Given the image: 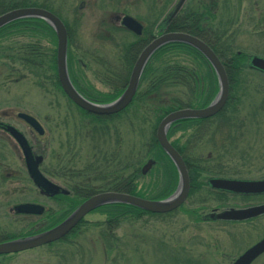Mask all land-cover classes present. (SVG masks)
<instances>
[{
    "label": "flooded vegetation",
    "instance_id": "1",
    "mask_svg": "<svg viewBox=\"0 0 264 264\" xmlns=\"http://www.w3.org/2000/svg\"><path fill=\"white\" fill-rule=\"evenodd\" d=\"M76 1H79L78 9L80 11L77 13L79 15L82 13L81 10L88 9V7L90 8V6L95 5L97 1H102L104 3L103 0ZM180 1L181 0H112L116 7H114V12L110 15L107 23L102 25L98 40L106 44L105 47L110 45L112 51L116 50V55H114L115 53L113 55L114 57L116 56L117 63H112L110 58H107V55H112L110 54L112 51L110 50L107 52L105 47L84 48L81 44L80 46L78 45L79 40L81 41V38L79 37V15L70 10L72 21L69 22L65 16L56 10V0H35L34 5L23 7L43 8L54 13L61 19L67 31V63L70 79L77 90L84 96L92 101L99 102L98 98L92 95L95 94L96 91L91 93V91H88V88L98 87L96 82L103 87L111 88L112 83L108 84L106 80L108 77L114 78V84H121V81L125 76V74L121 72V69L122 67L127 68L126 57H131L133 64L129 67L130 74L128 75L126 82L127 86L134 65L143 49L153 39L164 33L184 32L203 40L219 57L228 77V67L224 63L225 60L221 58L220 54L217 53L214 47L208 42V39L216 40L217 38H222L225 41L231 39L234 32L232 29L233 13L225 14L226 20H224V15L222 13L223 8L221 7L226 0H184L180 8H177ZM228 1L229 0H227V2ZM141 7L145 9H142ZM125 16H131L140 23V27L137 28L140 32H137L136 29H132L124 24L123 20ZM225 24L226 29L224 28ZM230 26H232V28H230ZM3 27H5L4 31L0 33V45L3 47L2 54L8 56H22L28 53L36 55L39 58L40 56H49V60L55 56L57 62V33L45 19L41 17L19 18ZM260 30L261 31H256L259 35L264 32V25ZM112 46L114 48H112ZM174 49H176L175 46L170 43H166L158 48L147 60L142 75L154 54H168ZM219 52L223 55L231 54V50H228V48L220 49ZM237 52L240 54L242 51L237 50ZM245 54L246 56L249 55L248 53ZM188 57L192 56L188 53ZM195 58H198L201 62L203 61V66L205 67L203 68L201 64L193 65V69H191L192 67L189 68L182 64H177L179 66H174L175 64H167L163 67L164 80L162 85H164V87L170 85L168 69H175L178 71L176 74L178 79L172 80L171 84H176L186 89L189 88V84H194V87H197V95L195 99L200 101L198 97L202 96L201 102L206 103L203 106H186L182 108H204L215 99L219 90L220 83L213 65L205 56V60L200 55H197ZM9 59L12 60L11 62L20 61V58ZM45 60L46 62L49 61L46 58ZM35 64H37V62ZM108 66L110 69L116 71L113 75L106 72ZM245 67L248 70H252L248 64H246ZM199 68H202L200 72ZM192 73L194 75L193 80H186L185 77H192ZM52 77H54V75H52ZM152 78L153 74L150 75L147 83L152 82ZM183 78H185V80ZM50 82L55 87V78H52ZM216 88H218L217 92L213 95ZM188 91V89L184 90L181 97H190ZM168 94L164 99V102L167 103L171 100V94ZM151 97H154V94L148 96V98ZM67 98L74 104L69 96H67ZM228 99L229 94L223 108L213 115L207 117L184 118L172 122L168 128L167 137L170 143L181 154L190 179L189 196L186 202L174 211L179 210L185 215L190 216L192 220L194 218H196L197 221L200 220L199 222L218 224L219 226H234L232 230L228 229L232 238L237 240V236L239 235V232L236 231L237 229L240 228L241 230L242 228L244 232L247 226L264 224V214L245 220H225L215 218L212 215L216 216L217 214L232 208H245L264 203V193L242 194L218 189L210 184V180L213 178L263 179L264 173H252L246 169L245 164L240 165V162L236 164L232 163L233 160L231 159L232 157L229 155V152L234 151V148H231L235 143L232 142L234 139L233 134L240 132V134L244 136L246 134V128L243 126L244 121L238 123V128H233L234 113L230 110L223 111L225 106H227V108L230 106L228 105ZM76 107L79 109L78 106ZM127 107L117 113L109 115L95 114L86 110L81 111L80 109L77 116H74V113L71 115V123H73V127L67 139L70 140L72 137V141L69 142L74 143L76 142L75 139L78 140L79 137H85L86 143L89 142L90 152L85 162V167L82 168L76 167L74 164L69 166V164L65 163L63 165L66 170L62 171L59 170L60 166L58 160L57 163L54 162L52 164L53 175L46 176L61 187L59 193L53 196L44 194L42 188L34 183V180L29 174L23 148L12 132V129H14L27 139L33 158L43 156V161L40 164V169L43 171L42 165L46 156L42 150L41 138L42 135L45 134L46 129L42 123L41 116L23 110L0 111V196L8 197L12 195L15 199L20 200L10 206L8 202L9 199H7L4 203V207L7 206V210L18 217L34 216L35 219L33 221L40 226V219H42L41 216L17 212V205L26 202L42 204L41 202L43 198L57 202L61 196L73 197L77 191L79 193L81 192L80 195H82V199L84 200L95 194L111 191L128 193L147 199L166 198L168 195H166V193L164 194L163 191L165 192L169 189L170 177H175L177 180V187L180 179V172L176 163L166 153L165 155L169 157L168 160L158 161L149 156L139 163L137 160L138 149L135 140L136 135L132 133L136 132V129H130L133 141V143L130 144V152L128 153L124 150L122 142L123 134L121 132V116L126 113L124 111ZM172 111H174V109ZM21 114H27L33 117L43 127L44 134ZM247 114L254 119V113H246L245 115ZM166 115L160 119L155 128L153 127L154 120H152L148 126V137L153 132L156 135L158 125ZM106 117L112 119L105 120ZM107 122H115V127H110ZM79 124H81V126H79L80 131H77L79 127H76V125ZM239 126L242 127L239 128ZM82 133L83 135H81ZM204 148L208 149L207 153H204ZM150 159H153L154 162L149 169L144 171V166ZM99 161L100 163H98ZM106 166H109L108 170L113 168L114 174L106 176L105 174H100L99 176V172L104 173L103 169L106 168ZM104 171L107 172L106 170ZM75 172H77L79 176H82L78 179L74 178L73 175L75 176ZM192 176L200 185L195 187L196 190L193 193V196H190ZM15 184H17V186ZM62 189H65L68 192L64 193ZM204 192L206 196L214 198L215 201L213 204L211 203L208 205V203L204 201L190 203V200L192 198L196 199L197 196V201L200 199L205 200L206 198L202 197ZM155 193L160 196L157 195L153 198ZM200 194H202V196ZM189 203L191 205H188ZM183 206H185V208H182ZM199 206H204V208L194 212L193 209H196V207ZM45 208L48 210L47 207ZM185 209L190 210V212H187ZM174 211L164 215H169ZM262 229L263 228L261 227L259 230ZM242 233L240 231L239 237ZM247 234L248 233L242 234V238ZM263 236L264 231L260 232L258 236L252 239L253 241H250L251 243L246 248H249ZM240 253L235 255L233 259H230L229 262L233 261ZM263 255L264 253L255 261L260 259Z\"/></svg>",
    "mask_w": 264,
    "mask_h": 264
},
{
    "label": "rangeland",
    "instance_id": "2",
    "mask_svg": "<svg viewBox=\"0 0 264 264\" xmlns=\"http://www.w3.org/2000/svg\"><path fill=\"white\" fill-rule=\"evenodd\" d=\"M103 1L104 3L97 1L90 8L81 10L82 13L79 15L77 14L80 11L78 9L79 1L56 0V10L65 16L69 22L72 21L70 10L79 15V37L81 38V41L78 42L79 46L80 44L84 48L106 46L98 40V36L102 25L107 23L116 5L112 0ZM221 7L223 8L224 20H226L225 14L233 13V28L232 26L230 28L234 32L228 41L232 42L234 50H241L248 54L264 52V39H261L256 32L261 31L260 29L264 25V0H229L228 2L226 0ZM224 28L226 29V24ZM1 47L0 45V111L23 110L41 116L46 129L41 138L42 150L46 156L42 168L44 166L53 169L52 164L57 163V160L59 166L66 163L69 166L74 164L76 167H85L90 152L89 142L86 143L85 137L75 139L76 142L74 143L69 142L72 141V137L70 140L67 139L73 127L71 115L74 113V116H77L79 109L67 98L62 89L54 87L49 81L54 70H50L42 56L39 58L33 55L37 64L31 62L28 64L24 58L19 62H11L12 60L9 58H19V56L4 55L2 54L3 47ZM105 48L107 52L112 51L110 45ZM112 48L114 47L112 46ZM177 50L174 49L168 54L159 56V59L154 62L155 67L159 65L161 68L163 65L176 63L189 68L197 64L205 67L203 61L201 62L198 58L194 60L193 57H188L187 51ZM115 51L110 53L112 55H107V58H110L111 62L117 63L116 56L114 57ZM44 57L49 60V56ZM161 61H165V64L160 65ZM42 62H45L47 72H41L43 64L40 65V63ZM201 70L202 68H199V72ZM106 72L112 75L116 71L108 66ZM168 72L170 73V68ZM255 72L257 73L250 74L249 72V75H244L246 82H249L250 91L247 93L246 89L243 90L244 83L241 84L242 89L239 90L238 95L242 101L237 110L239 113L236 112L235 114L234 110H230L232 106L229 108L225 106L223 111L230 110L234 113L233 128H238V123L242 121H244L243 126L246 128L244 136L240 132L233 134L232 142L235 143L231 148H234V151L229 152L233 160L232 163L245 164L246 169L252 173H264V114L256 119L249 117V114L245 115L246 113H253V109H258L264 105V73ZM96 85L98 87H90L88 91L91 93L94 91L110 92V88L103 87L97 82ZM184 90L187 89L176 84L164 88L166 93L179 94V96L183 94ZM201 97H198L200 101H202ZM165 98L166 95H162L160 101L162 99L164 101ZM148 101H151V105L132 100L124 111L126 113L121 116L123 148L128 153L130 152V144L133 143L130 129H136V132L132 133L136 135L138 155L143 148H147L144 143L149 139L147 136L148 126L152 120H155L154 124H156L155 118L158 113L155 108L156 105L163 102L158 101L157 98ZM114 123L108 124L110 127H115ZM79 126L81 124L76 125V127ZM241 127L239 126V128ZM77 131H80V127ZM207 151L208 149L204 148V153ZM15 185L17 186V184ZM200 195L202 196V194ZM197 197L196 199L192 198L190 203L199 202ZM202 197L206 198L203 201L208 205L215 201L211 196H206L205 192ZM7 199H9L10 206L20 201L12 195L0 196V239L2 238V240H5L3 237H7L5 235L24 233L28 221L35 219L34 216L18 217L12 212L10 213L7 210L8 207H4ZM41 203L56 218L65 212L64 206L60 205L58 201L43 198ZM190 203L188 205H191ZM44 215L45 213L41 215L42 219ZM108 220L119 224L116 229L105 234L102 229ZM199 221L196 218L192 220L190 216L179 210L169 215L145 214L137 216L132 214L127 217L114 218L109 217L107 209L97 208L79 221L75 231H71L63 237L66 240L61 238L29 250L0 254V264H226L232 257L245 249L260 232L264 231L263 223L247 226L246 232L239 228L236 230L239 235L240 231L243 232L242 234H248L244 238H242V234L240 237L238 235L237 240H234L229 233V229L232 230L234 226H219L218 224ZM261 227L263 229L259 230ZM253 264H264V255Z\"/></svg>",
    "mask_w": 264,
    "mask_h": 264
},
{
    "label": "water",
    "instance_id": "3",
    "mask_svg": "<svg viewBox=\"0 0 264 264\" xmlns=\"http://www.w3.org/2000/svg\"><path fill=\"white\" fill-rule=\"evenodd\" d=\"M183 2L184 0H181L177 8H180ZM25 17H41L55 29L58 37L57 66L58 77L61 86L74 103L89 112L100 115H109L117 113L127 107L136 94L141 74L147 60L158 48L170 42H183L198 49L215 68L220 85L215 99L208 106L199 109L182 108L172 111L167 114L158 125L156 133L157 139L162 149L176 163V166L180 172L178 186L171 195L163 199H147L128 193L113 191L95 194L85 199L63 221L53 226L52 228L36 234L0 242V254L19 252L57 241L67 235L71 230H73L74 227L79 223V221L90 211L107 204H129L152 213H168L181 206V204H183L188 197L190 190V179L183 158L178 150L168 140L167 132L171 123L176 120L184 118L207 117L219 112L225 105L229 94V81L225 68L213 49L200 38L188 33H164L153 39L143 49L134 65L129 83L123 93L113 101L99 103L92 101L82 95L76 89L70 79L67 63V31L64 23L57 15L43 8L19 7L9 10L0 15V28L12 21ZM123 22L130 28L136 29L137 32H140L139 29H137L140 27V23L137 20L133 19L131 16H125ZM248 65L251 68L257 69L264 73L263 56L250 54L248 56ZM21 115H23V117H25L36 128H38L41 133H44L43 127L33 117L27 114ZM12 132L23 148L27 160L29 174L34 180V183L42 188V192L46 195L53 196L59 193L61 187L51 181L40 169V164L43 161V156L33 158L31 154V148L27 139L21 133L14 129H12ZM153 162L154 161L150 159L144 166V171L149 169ZM210 184L215 188L224 189L235 193H264V178H213L210 180ZM62 190L64 193L68 192L65 189ZM16 210L21 213L42 214L44 212V206L42 204L26 202L17 205ZM261 214H264V203L245 208H232L223 211L216 216H212L225 220H245ZM263 252L264 237L253 244L251 247H249L230 264H251L254 259L261 255Z\"/></svg>",
    "mask_w": 264,
    "mask_h": 264
},
{
    "label": "trees",
    "instance_id": "4",
    "mask_svg": "<svg viewBox=\"0 0 264 264\" xmlns=\"http://www.w3.org/2000/svg\"><path fill=\"white\" fill-rule=\"evenodd\" d=\"M35 4V0H0V15L11 10L14 8H19V7H23V6H30V5H34ZM18 22V21H16ZM5 27H2L0 29V33L4 31ZM260 37L261 39H264V32L260 33ZM263 37V38H262ZM208 42L212 45V47H214V49L217 51V53L220 54L221 58H223L225 60V64L228 67V77H229V81H230V93H229V99H228V105L232 106L230 108V110H234V113H239L238 110V106L240 105V103L242 101H240V96L239 95V90L242 89L241 84L244 83V89H246V92L248 93L250 91L249 87V82H246L244 75H249L251 73H257L255 71L252 70H248L246 69V64H247V56L244 52H241L240 54L234 50V45L232 44V42H229L228 40H223L222 38H217L216 40H211L208 39ZM171 45H174L176 49H178L177 51H184V52H188L193 59L195 60V57L197 55H200L203 59L204 56L203 54L196 48L186 44V43H182V42H175V43H170ZM185 48V49H183ZM227 49L231 50V54H227V55H223L219 52L220 49ZM190 49V50H189ZM260 55L264 56V52L260 53ZM23 56V57H22ZM19 56L20 61H22V59L24 58L26 60V62H31L33 64H35L36 62L33 59V55L31 54H25ZM160 53H156L152 56V58L149 61L148 67H146L142 77H141V82L139 85V90L137 92V94L135 95L133 101H140L143 104H149L151 105V101H148L150 99L153 98H157L158 101H160V98L162 97V95H166L168 93H166L164 91V85H162V82L164 80V65L163 67L159 68L160 66L158 65V67H155L154 62L157 61L159 59ZM44 58L45 61V57L42 56ZM127 58V68L122 67L121 72L123 74H125L124 78L121 81V84H114L113 82V77L111 78H107V83L110 84L112 83V86L110 88V92L108 93H100V92H96L95 94H92L94 97L98 98L99 102H110L114 99H116L124 90L125 86H126V82L128 79V75L130 74V69L129 67L132 66L133 61H131V57H126ZM205 60V59H204ZM112 63H115L114 61H112ZM29 64V63H28ZM43 64V66L41 67V72L46 71L45 70V62H42L41 65ZM48 66L50 67V70L53 71L54 73H52L54 75V77H51L50 75V79H54L55 78V87L59 88L60 90L62 89L61 83L59 81L58 78V73H57V62L55 59V56L52 57L48 62H47ZM165 64V61H161V64ZM178 63H176L174 66H179L177 65ZM37 72V71H36ZM47 72V71H46ZM38 73V72H37ZM178 73L177 70L175 69H170V73H169V81H170V86L172 85L171 81L172 80H177L178 78L176 77V74ZM51 74V73H50ZM114 74V73H113ZM112 74V75H113ZM153 74V78H152V82H148L147 80L150 78V75ZM39 75V73H38ZM45 75V74H44ZM40 77H42V75H39ZM175 76V77H174ZM45 77V76H44ZM193 73H192V77H185L186 80H193ZM185 78H183L185 80ZM213 78V77H212ZM49 79V78H48ZM51 81V80H49ZM247 84V85H246ZM188 86V85H187ZM196 86V85H195ZM190 94V97L187 98H182L181 96H179V94H174V95H170L171 96V100L167 103V102H162V100L160 102H162L160 105H156V112L158 113V116L155 118L157 120V122L160 121V119L166 115L167 113L171 112L173 109H179L182 107H186V106H203L206 103L205 102H201V101H197L196 98V90L197 87H194V84H189V88H187ZM217 89H215V91L213 92V95L217 92ZM63 90V89H62ZM154 94V97L148 98V96ZM169 95V94H168ZM212 95V96H213ZM263 103H264V99H263ZM77 106V105H76ZM153 107V106H152ZM79 109L81 111H84L83 109H81L79 107ZM154 109V110H155ZM153 110V111H154ZM252 113V112H250ZM253 113L255 115H253L254 119H256L257 117L263 116L264 114V105L258 109H253ZM98 117V116H97ZM108 119H112V118H108L106 117L105 120ZM155 121V120H154ZM157 122L156 124H154V128L155 125L157 126ZM144 145H146L147 148H143V150L141 151V153L138 155V162L140 163L141 161L145 160L147 157H151L154 158L158 161H162V160H168L169 157L167 155H165V152L163 151V149L161 148V146L158 143L157 137L155 135V133H151L149 135V139L147 140L146 143H144ZM59 170L65 171L66 168L64 165H61ZM104 170H106L107 172H105ZM43 171L48 175V176H52L53 173V169L52 168H47L43 166ZM84 171V170H83ZM104 173L99 172V176L100 174H105L106 175H113L114 174V169H109L106 167L103 169ZM60 174V173H59ZM62 175V174H61ZM64 175V174H63ZM77 172H75V176L73 175L74 178L78 179L80 178V176L82 175H78ZM66 176V175H65ZM84 178V177H83ZM176 179L175 177L171 176L170 177V185H169V191L166 190L165 192L163 191V193L166 195L171 194L175 187H176ZM200 185L199 183H197V181L195 180V178L192 176V188L190 191V196H193V193L196 190V186ZM168 191V192H167ZM81 192L79 193L77 191V193L72 197V196H61L58 199V203L64 206V210L65 212H62L61 215L58 216V218L55 217V215H53V213H50L49 210L45 211V215L43 217V219L40 221V226L36 224V222L34 221H29L27 223L26 228H24V233H20V234H13V235H5L7 237H3L6 239H13L19 236H25V235H31L37 232H41L44 231L48 228H51L55 225H57L61 220H63L75 207H77L80 203H82L84 201V199H82V195H80ZM160 196L159 194H156L153 196V198H155L156 196ZM198 201H202L198 200ZM100 208L103 209H107L108 210V215L109 217H127L130 216L132 214L140 216V215H145V214H152V215H164V214H159V213H150L147 211L142 210L141 208H138L136 206H132L129 204H121V203H114V204H109V205H105L102 206ZM182 208H185V206H183ZM187 208V207H186ZM204 206H199L196 207V209H193L194 212H197V210L203 209ZM187 212H190V210L185 209ZM175 212V211H174ZM171 214V213H170ZM47 216V217H46ZM41 222H43L41 224ZM119 223L117 222H113L112 220H108V222L104 223V228L102 229V232H104L105 234H107L109 231L116 229V227L118 226ZM78 226V225H77ZM77 226L72 230L75 231L77 229ZM111 236V235H110ZM64 238H62L63 240ZM106 239V238H105ZM2 241V238L0 239ZM66 240V239H64Z\"/></svg>",
    "mask_w": 264,
    "mask_h": 264
}]
</instances>
